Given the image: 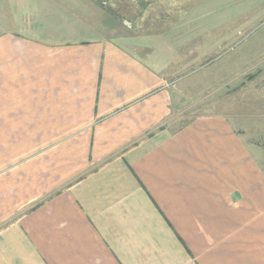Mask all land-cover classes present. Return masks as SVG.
I'll return each instance as SVG.
<instances>
[{
    "label": "crops",
    "instance_id": "0c3cea01",
    "mask_svg": "<svg viewBox=\"0 0 264 264\" xmlns=\"http://www.w3.org/2000/svg\"><path fill=\"white\" fill-rule=\"evenodd\" d=\"M182 1L0 0V264H264V147L160 57L207 47Z\"/></svg>",
    "mask_w": 264,
    "mask_h": 264
},
{
    "label": "rangeland",
    "instance_id": "374dc122",
    "mask_svg": "<svg viewBox=\"0 0 264 264\" xmlns=\"http://www.w3.org/2000/svg\"><path fill=\"white\" fill-rule=\"evenodd\" d=\"M175 13L170 32L193 34L208 47L160 54L177 65L172 74L184 79L178 86L190 84L195 103L209 101L194 105L193 113L204 107L224 111L248 129L243 139L253 136L264 147V0H183ZM162 23L161 29L167 25ZM224 97L226 104L218 103Z\"/></svg>",
    "mask_w": 264,
    "mask_h": 264
}]
</instances>
